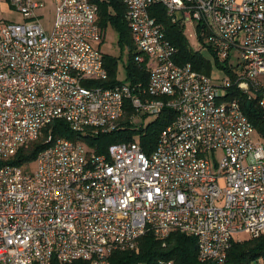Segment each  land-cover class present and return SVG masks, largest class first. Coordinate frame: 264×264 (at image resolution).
<instances>
[{"label":"built area","instance_id":"1","mask_svg":"<svg viewBox=\"0 0 264 264\" xmlns=\"http://www.w3.org/2000/svg\"><path fill=\"white\" fill-rule=\"evenodd\" d=\"M8 1L23 22L0 21V163L54 120L112 131L127 102L137 117H176L149 154L136 141L88 154L60 138L27 166L0 164V264H107L147 232L164 242L172 231L195 238L201 262L224 264L237 235L264 236V144L228 97L235 85L264 109V0H122L142 87L95 84L108 73L92 0H57L50 31L41 2ZM154 5L192 27L202 54L228 59L235 80L180 63Z\"/></svg>","mask_w":264,"mask_h":264},{"label":"trees","instance_id":"2","mask_svg":"<svg viewBox=\"0 0 264 264\" xmlns=\"http://www.w3.org/2000/svg\"><path fill=\"white\" fill-rule=\"evenodd\" d=\"M92 1L97 6L96 23L102 35V42L108 26H111L117 33L119 45L121 47L126 46L129 51V61L125 66V82L141 87L147 85L148 72L144 64L135 61L136 50L126 21V7L123 1ZM149 13L157 23L164 27L166 37L178 49L180 63H190L194 70L207 76L211 75L212 70L216 68L232 81L235 80L236 75L228 66V59H219L209 46L207 48L212 56V61L201 54L199 50L193 49L184 34V27L179 23L171 22L162 6H152ZM199 41L204 42L201 38ZM204 45L206 44L204 43ZM103 61L108 79L105 82H96L95 84L103 87H114L123 83L117 79V57L105 54ZM228 97L238 102L240 109L251 122L254 130L264 138V109L259 106L257 100L248 98L235 85L228 89ZM145 117V115L135 116L131 105L127 102L122 117L112 131L94 132L91 129H86L84 133H77L72 131L65 121L54 120L43 129L42 136L38 140L19 148L12 157L0 164L27 166L35 160L41 151L60 138L83 143L88 154L106 155L109 146L132 141L138 142L142 150L149 154L155 148L159 133L174 121L176 114L165 108L158 117L144 125L141 119L144 120ZM49 136H51V140L47 142ZM163 243L165 244L163 245ZM108 259L109 264H157L160 259L170 260L173 264H212L201 262L197 257L195 238L179 231H172L164 242L156 239L153 233L147 232L141 237L137 252L117 251ZM260 260L264 261V236L233 241L224 264H253ZM53 264L60 263L54 262ZM66 264L90 263L84 260H76Z\"/></svg>","mask_w":264,"mask_h":264},{"label":"rangeland","instance_id":"3","mask_svg":"<svg viewBox=\"0 0 264 264\" xmlns=\"http://www.w3.org/2000/svg\"><path fill=\"white\" fill-rule=\"evenodd\" d=\"M41 1L43 2V8H41V10L38 11V14H40L39 23L43 26V28L46 31H50L52 28L54 17H55V2L56 1L55 0H41ZM10 9H11V12L13 13L11 14V16L8 17V20L12 22L16 21L17 23L23 22L22 19L20 21L21 15H19L17 12L15 13V11L11 7ZM184 34L190 46L195 50H199L198 49L199 44H198L197 39H195L193 36H189L190 34H193V30L191 26L187 25L185 27ZM117 38L118 36H117V33L114 31V29L111 26H108L105 32L104 41L101 42L100 44V52L102 55L107 54V55L117 57L118 59L117 79L120 82H125L126 81L125 66L128 64V61H129V51L126 46L121 47L119 45ZM203 55L207 57L210 61L213 60L212 56H210L207 52L203 51ZM232 61L235 62V58H233ZM216 70L217 72H214ZM219 72L220 71H218V69L214 68L211 72V76L213 78L218 79L223 74V72L222 73H219ZM260 79L264 80V76H261ZM153 118L154 117L146 116L144 120L141 119V122H143V124L145 125L148 121L153 120ZM254 137L256 140L264 144V138L259 136V134L256 131L254 132ZM236 238L238 240H244V239L249 238V236L245 234H239L236 236ZM137 250H138V247L136 250H132V252H137ZM107 264H109V259H108Z\"/></svg>","mask_w":264,"mask_h":264},{"label":"crops","instance_id":"4","mask_svg":"<svg viewBox=\"0 0 264 264\" xmlns=\"http://www.w3.org/2000/svg\"><path fill=\"white\" fill-rule=\"evenodd\" d=\"M35 1L41 2L43 4V2L41 0H35ZM55 1L57 2V0H55ZM56 2H55V4H56ZM39 10H41V8ZM12 13L13 12H11L9 1L8 0H0V21H9L8 17L11 16ZM39 16H40V14H38V17ZM5 18H7V19H5ZM21 19L23 20V18L20 16V21H21ZM9 22H12V21H9ZM218 71H220V70H218ZM214 72H217V70ZM219 73H222V71H220ZM222 76H223V74H222ZM222 76H220V77H222Z\"/></svg>","mask_w":264,"mask_h":264}]
</instances>
